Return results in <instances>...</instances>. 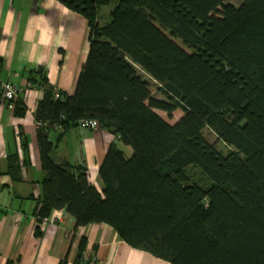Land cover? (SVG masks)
<instances>
[{"label": "trees", "instance_id": "1", "mask_svg": "<svg viewBox=\"0 0 264 264\" xmlns=\"http://www.w3.org/2000/svg\"><path fill=\"white\" fill-rule=\"evenodd\" d=\"M55 1L87 21L90 46L74 95L54 101L46 90L36 121L62 137L96 120L132 154L109 147L99 193L83 164L50 159L39 127L38 221L63 210L75 230L105 224L169 264H264V0ZM176 110L174 125L156 113ZM205 129L232 150L208 143Z\"/></svg>", "mask_w": 264, "mask_h": 264}, {"label": "crops", "instance_id": "2", "mask_svg": "<svg viewBox=\"0 0 264 264\" xmlns=\"http://www.w3.org/2000/svg\"><path fill=\"white\" fill-rule=\"evenodd\" d=\"M113 8L112 3L100 9L99 25L109 20ZM89 46L87 21L57 1L0 0V84L20 90L14 102L20 100L24 109L21 117L16 115L14 102L4 103L0 90V264H79L83 238L81 264H169L129 247L105 224L75 230L74 219L63 210L38 221L44 177L39 127L46 130L50 159L83 164L99 193V169L109 147L115 144L126 158L132 154L118 137L100 128L77 126L61 137L60 126H40L35 119L46 90L54 101L74 95Z\"/></svg>", "mask_w": 264, "mask_h": 264}, {"label": "rangeland", "instance_id": "3", "mask_svg": "<svg viewBox=\"0 0 264 264\" xmlns=\"http://www.w3.org/2000/svg\"><path fill=\"white\" fill-rule=\"evenodd\" d=\"M230 3H232L233 5L237 6L239 5L240 1L239 0H229ZM158 97L160 98H163L160 94H157ZM159 112V111H158ZM161 113V117L163 119H165L170 125H174L181 117H182V112L180 110H176L170 117H168L166 115V113H163V112H159ZM203 135H204V138L205 140L212 144V145H215L216 148L222 152L223 154H227L228 151L232 150L230 147H227L226 145H224L223 143L219 142L216 138V136L209 130L205 129L203 131ZM191 172V174L194 175V177L196 179H199V180H202V176L200 174V171L198 169H190L189 170Z\"/></svg>", "mask_w": 264, "mask_h": 264}, {"label": "built area", "instance_id": "4", "mask_svg": "<svg viewBox=\"0 0 264 264\" xmlns=\"http://www.w3.org/2000/svg\"><path fill=\"white\" fill-rule=\"evenodd\" d=\"M0 90L2 92V100L4 103H11L18 97L20 90H17L14 86L9 84H0ZM58 95H56V99ZM78 127L83 130L96 129L99 125L96 120H82L79 122Z\"/></svg>", "mask_w": 264, "mask_h": 264}]
</instances>
